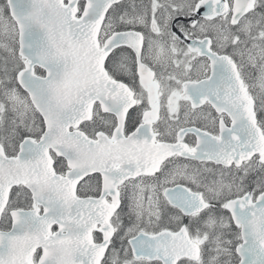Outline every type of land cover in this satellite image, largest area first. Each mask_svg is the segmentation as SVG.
<instances>
[{
    "label": "snow or ice",
    "instance_id": "obj_1",
    "mask_svg": "<svg viewBox=\"0 0 264 264\" xmlns=\"http://www.w3.org/2000/svg\"><path fill=\"white\" fill-rule=\"evenodd\" d=\"M0 264H264V0H0Z\"/></svg>",
    "mask_w": 264,
    "mask_h": 264
}]
</instances>
